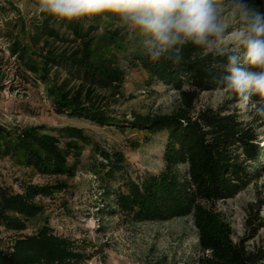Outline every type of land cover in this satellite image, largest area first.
Returning a JSON list of instances; mask_svg holds the SVG:
<instances>
[{"label":"trees","instance_id":"obj_1","mask_svg":"<svg viewBox=\"0 0 264 264\" xmlns=\"http://www.w3.org/2000/svg\"><path fill=\"white\" fill-rule=\"evenodd\" d=\"M251 3L264 11V0ZM37 16L25 45L11 36L9 53L25 72L46 84L55 113L99 127L165 135L164 159L185 166L183 174L160 173L145 177L140 183L127 178L120 190H114L117 180L127 174L124 156L97 151L105 164L100 168L111 179L103 187L105 215L115 214V204L128 212L136 211L144 221L183 217L193 210L199 247L210 250L201 204L229 200L252 178L255 180L262 151L254 144L252 129L228 114L206 111L194 120L190 116L196 93L219 88L214 65L226 58L193 45L183 49L179 63L164 57L153 61L143 50H134L131 55L135 66L155 82L176 91L182 107L171 115L135 114L131 120L119 121L99 105L98 91L120 94L124 71L117 64V54L126 51L125 35L118 29L96 34L102 22L98 17L87 24L57 21L41 12ZM56 132L53 135L42 126L14 130L0 126V157L30 167L41 176L71 178L80 164L82 148L90 140L82 129L65 127ZM48 187H28L23 195L9 197L0 192V223L9 230H24L25 222L18 218L31 220L36 216L38 207L34 199L46 196ZM26 238L17 241L10 257L1 259L0 264H83L87 258L65 241L52 237L47 226ZM226 251L212 252L198 259L197 264H262L264 260V251L255 255L234 249Z\"/></svg>","mask_w":264,"mask_h":264},{"label":"rangeland","instance_id":"obj_2","mask_svg":"<svg viewBox=\"0 0 264 264\" xmlns=\"http://www.w3.org/2000/svg\"><path fill=\"white\" fill-rule=\"evenodd\" d=\"M36 3V0H0L3 9L0 10V126L8 130L42 126L53 135H57V129L77 128L84 130L90 143L82 148L80 164L71 178L41 176L30 167L0 157V192L7 197L23 195L28 187L49 186L46 196L34 199L38 207L36 216L31 220L18 218L25 222L24 230H9L0 223V261L10 257L17 241L36 235L44 226L52 237L68 243L76 253L83 252L87 256L83 264H197L198 259L212 252L230 249L252 255L263 252L264 116L256 111L260 98L252 96L245 101L219 87L196 93L193 99L190 114L193 120L206 111L228 114L252 129L254 144L262 149L255 180L252 178L229 200L201 204L210 250L199 247L193 210L183 217L144 221L136 211L131 213L115 204V214L106 216L102 208L103 187L111 179L106 176V170H101L105 164L97 151L124 156L127 174L117 180L114 190H120L127 178L140 183L145 177L160 173L183 174L185 166L164 159L165 135L149 136L131 128L120 131L115 127H99L55 113L46 84L25 72L23 65L16 63L9 53L11 36L26 44L30 25L38 18ZM224 18L229 24V34L239 29V24L227 13ZM116 29L125 35L123 41L127 45L124 53L117 54V64L124 71L123 83L118 96L111 90L98 91L99 105L119 121L131 120L135 114L166 116L180 110L182 103L176 91L155 82L135 66L131 54L143 49L134 33L105 21L95 33ZM226 45L232 52L243 55L242 46L233 44L230 36Z\"/></svg>","mask_w":264,"mask_h":264},{"label":"clouds","instance_id":"obj_3","mask_svg":"<svg viewBox=\"0 0 264 264\" xmlns=\"http://www.w3.org/2000/svg\"><path fill=\"white\" fill-rule=\"evenodd\" d=\"M35 6L57 21L91 24L98 17L128 29L153 61L179 63L188 45L225 57L214 65L215 83L245 101L259 97L256 111L264 116V11L251 0H37ZM226 13L239 24L230 34ZM229 36L242 56L226 45Z\"/></svg>","mask_w":264,"mask_h":264},{"label":"built area","instance_id":"obj_4","mask_svg":"<svg viewBox=\"0 0 264 264\" xmlns=\"http://www.w3.org/2000/svg\"><path fill=\"white\" fill-rule=\"evenodd\" d=\"M6 71L8 72V71H9V69H6Z\"/></svg>","mask_w":264,"mask_h":264}]
</instances>
